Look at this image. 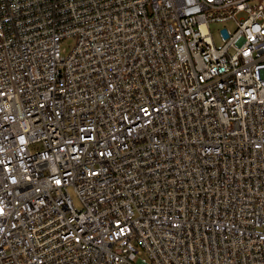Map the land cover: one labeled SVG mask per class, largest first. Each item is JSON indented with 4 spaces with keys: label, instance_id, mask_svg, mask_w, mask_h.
<instances>
[{
    "label": "built area",
    "instance_id": "1",
    "mask_svg": "<svg viewBox=\"0 0 264 264\" xmlns=\"http://www.w3.org/2000/svg\"><path fill=\"white\" fill-rule=\"evenodd\" d=\"M0 264H264V0H0Z\"/></svg>",
    "mask_w": 264,
    "mask_h": 264
},
{
    "label": "rangeland",
    "instance_id": "2",
    "mask_svg": "<svg viewBox=\"0 0 264 264\" xmlns=\"http://www.w3.org/2000/svg\"><path fill=\"white\" fill-rule=\"evenodd\" d=\"M223 29H228L229 32H232L233 31V25L229 24V23H227V24H213L212 25V32H213L214 39H215V42H216L218 47L222 45V43H221L222 41L220 39V32ZM69 46H71V43H66L65 42V43L62 44V48L63 49L66 48L67 51H70L68 49ZM73 197L75 199V196H73ZM75 204L78 206V202L76 201V199H75Z\"/></svg>",
    "mask_w": 264,
    "mask_h": 264
}]
</instances>
